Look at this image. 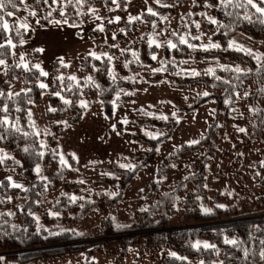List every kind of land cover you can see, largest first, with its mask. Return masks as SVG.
Returning <instances> with one entry per match:
<instances>
[{"label": "rangeland", "instance_id": "1", "mask_svg": "<svg viewBox=\"0 0 264 264\" xmlns=\"http://www.w3.org/2000/svg\"><path fill=\"white\" fill-rule=\"evenodd\" d=\"M31 1L24 0L19 6L23 12L14 13L6 20L16 27L19 22H27L30 25V30L27 32L23 30L20 36L25 43L20 45L18 55L19 57L23 55L29 65L40 64L41 68L49 73L41 81L49 87L54 82L53 78L57 76L77 77L78 60L88 55L89 51H95L97 54L106 52L113 56L115 61L124 53L122 50L129 48L126 44L131 40L125 34L122 39L118 38L117 33L122 29L121 21H129V16H140L141 13L147 12V8L150 7L148 1L154 2V0H147V3L145 0H126L122 9L115 4L105 10L99 6L92 7L97 9L95 15L100 19H95L94 15L88 12L85 19L79 23L57 25L54 23L57 19H51L47 25H44L40 21L41 11L33 6ZM30 11H35L36 16H29ZM192 11V1L185 2L178 7L176 14L165 17L162 28H156L149 37L155 38L158 42L173 40V32L178 34L180 25L178 20L182 18L184 36H199L200 39L194 43L196 45L194 50H203L200 46L209 43V37L216 28L212 30L207 28L206 21L210 16L206 14L198 18L196 23L200 27L196 32L189 31L188 26L192 19L187 13ZM190 15L192 16L193 13ZM117 16L121 18L119 21L108 23ZM97 25H103L104 31H99ZM7 32V39L11 38V30ZM229 40H235L254 52L264 54L262 40L253 39L240 31L233 32L224 44L219 39L214 40L211 37V42L218 43L221 47L210 50L216 52L228 49L237 52L228 47ZM35 50L38 51L37 55L34 53ZM239 52L246 56V61L229 60L226 57L219 59L214 55L192 59L178 68L181 74H178L177 78L190 76L193 70L203 76L209 74L207 72L209 68L213 69L211 74L215 73L216 69L225 70L226 68L220 67L221 65L229 66L227 69L231 70L239 66L247 74H254L257 62L244 52ZM153 55L157 59L147 67L134 62L136 77L134 81L132 80L134 83L132 89L128 91L130 94H127L130 96V101L114 104L110 116L104 113L101 100L93 95L81 98L88 106L83 108L79 121H72L71 116L49 120L45 115L46 110L50 108L48 97L53 94L49 90H45L41 99L29 109L32 113L31 121H34L35 130L40 132L45 146L47 147L49 138L54 135L58 154L64 155L71 170L69 177L40 197L41 209L34 213L39 227H46L51 232L68 229L73 234L81 236L86 234L94 236L99 232L100 221L105 216L99 209L87 213L79 222L69 223L63 220L54 224L55 220H46L44 215L55 216L51 213H58L56 216L60 219L62 213L56 209V203L64 192V184L73 185L70 196H75L79 200L93 197L112 198L119 194L114 208L108 215L115 228L116 225L121 227L130 225L134 220L135 211L143 210V207L154 199L156 193L163 192L166 187L173 188L181 180L174 203L177 210L169 222L170 228L180 225L182 227L185 222L184 214H188L190 204L197 206L202 212L203 208L221 209L217 214L220 220L226 222L230 218H249L250 214H264V122L263 119L261 123H257L256 120L257 109L264 106L262 105L264 91L258 90L254 76L252 80L244 81L238 87L232 101L226 99L225 101L228 102H224L221 109H216L215 103L211 100L206 99L201 102L196 100L197 96H205L204 92H212L210 87L177 86L171 81V75L167 71L163 72L164 75L159 81L147 80L146 78L155 77L156 72L152 70L158 68L162 52ZM61 58L68 67L57 70L53 76L52 62L58 60L60 63ZM115 65L113 62L110 69L116 76ZM249 69L251 71H248ZM262 82L264 84V80ZM21 89V82L14 81L9 87V92L17 93ZM255 91L257 94L252 96ZM128 92L124 91V93ZM245 93L248 95L245 96ZM194 102L196 103L191 107ZM161 116L168 118L160 119ZM125 120L127 123L123 122ZM61 121L66 123H59ZM153 121L157 123L154 124ZM168 121H174L173 125L160 124ZM240 128H244L245 131L240 132L238 130ZM146 133H152L155 138H163L156 148L153 160L150 161H145L144 158V153L149 149L138 139V137L151 138ZM192 140L203 142L204 146L174 161L176 158L172 156L173 152L183 144L192 145L189 144ZM171 159H173L172 163H170ZM199 159L204 163L201 180L198 181L194 175L186 179L192 174L194 163ZM121 164H130L134 166L133 168L138 166L139 169L120 190V174L115 169L131 170L120 167ZM35 175L37 178L45 177L42 167L40 174L35 172ZM8 176H11L15 183L21 184L22 188L28 185V179L18 171L0 169V181ZM45 182L47 186L50 184L48 180ZM9 184L11 185V182ZM223 210L227 213H223ZM229 239L238 241L236 238ZM200 242L204 243V241ZM195 243L196 241L193 244ZM170 253L176 252L172 249L163 250V254L174 257ZM152 255L158 256L160 251L140 254L136 247H132L123 259L114 260L111 255L96 252L91 260L93 264H154ZM175 257H179L177 253ZM81 260H83L82 256H67L55 263L43 264H78ZM200 261L202 260H187V264L195 262L200 264ZM217 263L221 264L223 260L217 258L214 264ZM241 264H247L246 260Z\"/></svg>", "mask_w": 264, "mask_h": 264}, {"label": "trees", "instance_id": "2", "mask_svg": "<svg viewBox=\"0 0 264 264\" xmlns=\"http://www.w3.org/2000/svg\"><path fill=\"white\" fill-rule=\"evenodd\" d=\"M188 1H192L193 11L187 13V16L192 19L188 26L189 31L192 33L197 30V27H195L197 20L201 16H205L201 15V13H205L225 25V27L218 30L216 24H212L208 20L206 21L208 29L212 30L216 28V31L211 35L212 39H219L224 44L233 32L240 31L253 39L262 40L264 45V25L255 22V18L254 22L250 23L243 19L237 20L235 17L227 16L225 14L227 11H239L242 17L243 10L219 8L216 6L218 0H207L212 7H206L205 0H195V2L194 0H161L160 4L148 1L149 6L158 13L157 16L143 12L139 20L131 22L121 21L124 31L118 32L117 36L121 39L125 35L131 38L126 44L129 47L126 49L127 51H124L115 61L112 60L111 62H107L106 58L103 57L101 60H95L88 55L78 60L76 72L79 88L76 90L62 91L60 81L53 82L52 86L47 89H40L38 83L44 77L39 76L38 70L33 69L30 72H26L23 69L15 67L5 70L4 66H0V90L5 93L9 92V87L14 81H20L24 90L22 91L21 89L17 92L20 95L15 97L14 101L8 100L6 96L0 97V106L8 103L12 110L10 113L11 118L19 117L21 127L30 133L33 129L29 124L28 111L35 102L41 99L42 93L45 90H49L51 93L61 91V94L66 99L72 101L71 104L65 105L58 97L51 94L48 97V103L56 111L46 110L45 115L49 120L63 119L71 116L72 121H79L83 110L80 107L79 101L85 96L93 95H96L101 100L104 113L110 116L114 104L130 101V96L124 93V91L128 92L133 87V81L136 77V70L133 67L134 62L147 67L153 64V54L159 52H162V57L159 59L158 68H163L164 70L156 72L154 78L146 79L159 81L164 75L163 72L167 71L171 75V81L177 86L191 87L197 85L212 88V92L209 95L197 96V102L206 99L211 100L215 103L216 109H221L225 100L232 101L238 87L244 81L252 80L253 76L258 90L261 91L264 85L262 82L264 80V70L260 72L255 71L254 74H247L244 71L236 73L234 70L226 68L223 71L216 69L215 73L204 76L184 75L181 79L177 78V75L181 74V70H178V68L189 63L192 59L206 58L211 55L219 59L226 57L229 60L234 59L236 61L246 59V56L239 51L234 52L228 49L216 52L213 50H194L187 47V45L179 44V36H184L182 32L184 26L182 18L178 20V23H180L178 34L172 36V41L178 44L176 49H169L166 45L158 48L155 46L149 47L147 42L148 37L154 33L156 28H162L164 18L171 14H176L178 7ZM31 2L33 6L41 11L42 17L40 21L44 25H47L51 19L63 20L65 18L60 16V8L64 9L68 23H79L85 19L89 7L99 6L105 10L113 5L111 0H88L86 5L79 6L81 15H77V8L67 5L64 0L55 4L52 3V0H48L47 4L43 0L40 3H36V0H32ZM118 3L120 9H122L126 4V0H118ZM20 4V0H16V8H12L9 5L5 12L22 13L23 11L19 7ZM49 12H52L50 17L47 16ZM190 13H193V15L191 16ZM4 18L8 19L9 17L5 15ZM153 22H155L156 27H153ZM22 33V29L19 35L14 30H11V39L17 47L10 49L5 46L3 50H0L4 52V56L0 58L5 59L8 65H14L19 62L20 57L18 52L21 48L19 40ZM7 34L8 32L0 30V44L5 43ZM123 34L125 35L123 36ZM185 37L192 44L198 41L191 39L192 36L187 35ZM132 51L137 53L138 60L132 56ZM34 53L37 55L38 51L35 50ZM113 62L116 64L114 69L117 73L114 81L108 72ZM125 63H128L127 67L122 65ZM65 68L61 66L58 60L53 61V76L57 70ZM175 73L176 77L174 78ZM89 76L93 77L96 84L100 86L99 88L86 82V78ZM28 89H31V91H27ZM254 94H257V91L253 92L252 96ZM29 100H31V103H29ZM262 105H264V102ZM16 108H20L21 111H15ZM224 110H226V107H224ZM256 115L258 118L256 119L257 123H261L262 119V122H264V106L257 109ZM156 123L155 121L154 124ZM173 123L174 121H168L161 122L160 124L173 125ZM54 127H57L56 123ZM138 139L149 149L144 153L145 161L153 160L156 148L163 138L138 137ZM40 140V136L32 135L25 139L20 134H13L6 140L0 141V148H3L5 152L20 161V164L17 165L9 159L5 165H0V169L18 171L28 179V185L25 188H14L6 179L0 181V213L3 214L0 215V264L55 263L67 256H82L83 260L79 261L78 264H93L91 258L96 252L111 255L114 257V260H119L125 258L132 247H136L140 254L160 251V255H152L151 259L154 264H187V260L198 259L204 261V264H214L217 258L223 260L221 264H241L244 260H246L247 264H264V260L260 257L261 251L264 250V243H262L264 242V214H250L249 218H230L226 222L220 220L217 214L221 209L215 208L210 213H205L197 206L190 204L188 214H184L185 222L182 224V227H180L181 225L176 228L168 226L177 210L174 203L182 180L173 188L166 187L163 192H158L156 195L154 193V199L148 202L143 207V210L134 212L132 223L120 228H115L108 217L111 209L115 206L119 194L112 198L93 197L82 200L76 199L75 202H72L70 190L73 188V185L64 184V192L56 203V209L62 213L60 219H57L58 216L56 215H44L46 220H55L54 224L63 220L69 223L79 222L87 213L99 209V211L105 214L104 219L100 221L101 228L99 232L94 236H91L92 234L81 236L73 234L68 229L51 232L46 227H39L34 213L41 209L40 197L45 195L49 190L55 189L62 180L71 174L69 167H64L59 163L55 136L52 135L49 138L47 147L43 149L39 146ZM28 145H32L36 151H44V157L40 158L35 154L25 153L21 150ZM200 146H204V143L181 145L173 152L172 156L176 158L174 161H178L181 156L194 153ZM172 160H170V163H172ZM37 163L42 167L43 173L50 183L48 186L45 180H41L35 175L34 169ZM71 163H74L72 159ZM138 169V166L131 170L115 169L120 174V190L134 177ZM203 173L204 163L199 159V161L194 163L192 174L186 179L194 175L200 181ZM121 196L122 193L120 192ZM9 213L12 214L9 215ZM223 213H227V211L223 210ZM226 238L238 239L239 247L225 243ZM195 241L208 242V244L215 245V248H194L192 245ZM164 249H172L179 257L185 256L184 258L186 259L167 256L163 254ZM245 250H247V256L245 255ZM193 264H197V262Z\"/></svg>", "mask_w": 264, "mask_h": 264}, {"label": "snow or ice", "instance_id": "3", "mask_svg": "<svg viewBox=\"0 0 264 264\" xmlns=\"http://www.w3.org/2000/svg\"><path fill=\"white\" fill-rule=\"evenodd\" d=\"M21 3L24 2V0H20ZM41 0H36V3H40ZM43 2L45 4L48 3V0H43ZM61 2V0H52V3H59ZM64 2L69 5V6H73L77 8V15H81L80 11H79V6L82 5H86L88 3V0H64ZM154 2L156 4H160L161 0H154ZM195 2V0H194ZM112 4H115L117 7H119V3L118 0H111ZM145 3H147V0H145ZM11 5L12 8H16V0H0V30L7 32L10 30H14L18 35L21 32V29L24 30L25 32H27L28 30H30V25L27 22H19L18 27L10 25L9 22L4 18V16H8V17H12L14 15V13L12 11H7L5 12L6 8ZM161 6H167V5H161ZM205 6L206 7H212L211 4H209L207 2V0H205ZM219 8L222 9H228V8H232V9H236V10H243V16H240V12L239 11H227L225 14L229 17H235L237 20L239 19H243L244 21H248L250 23L254 22V18H255V22H258L262 25H264V0H218V4L216 5ZM60 12V16L61 17H65L63 20H55L54 23L59 25V24H67L68 20L66 18V13L64 11L63 8L59 9ZM88 12L92 13L95 17V19H100V17L98 15H95L97 12V9L89 7L88 8ZM147 13L152 15V16H157L158 13L155 12L153 10L152 7H148L147 8ZM29 16H36V12L35 11H30L28 13ZM52 15V12H49L47 14L48 17H50ZM201 15H206L205 13H201ZM45 19H47V17H45ZM121 18L119 16L115 17L114 20H109L108 23H114L119 21ZM129 22L134 21V20H139L140 16H129ZM208 21L212 24H216L218 26V30L219 28H223L225 27V25L220 22L217 19H214L212 17H207ZM37 23H39V20H37ZM70 26H75V25H70ZM153 27H156L155 22H153ZM195 27L199 28L200 25L198 23L195 24ZM97 29L99 31H104L103 25H97ZM120 31H124L123 29H121ZM173 35L175 36L176 33L173 32ZM113 39H115V34H113ZM191 39L194 40H199L200 37L199 36H193L191 37ZM25 43V41L21 38L19 40V44L23 45ZM178 43L182 44V45H187V47L189 48H196V45L192 44L189 42V39H187L185 36L181 35L178 38ZM148 45L149 47L155 46V47H161L163 45H166L169 49H176L178 47L177 43H174L171 39L163 41V42H158L155 38L153 37H149L148 39ZM5 46H7L10 49H14L17 47V45L13 42V40L11 38H8L5 43L0 44V50H3L5 48ZM112 47H117L116 45H112ZM203 50L208 51L210 49H216V48H220L221 45L218 43H214L211 42V37H209V43L207 45H201L200 46ZM228 47L236 50V51H242L244 52L246 55L251 56L256 62H257V72H260L261 70H264V54H261L259 52H254L252 49L250 48H246L243 45L238 44L235 40H229L228 41ZM123 51H127L122 50ZM13 55H15V53H13ZM4 56V52L0 51V57ZM88 56L94 58L95 60H101L102 57L106 58L107 62H111L114 57L109 55L108 53H100L97 54L95 51H89ZM132 56L138 60L139 57L137 55V53L135 51H132ZM152 59L155 60L157 59V57L155 55L152 56ZM130 63V62H128ZM128 63H125V67L128 66ZM182 63H184V61H182ZM60 64L62 67H68L67 64L64 63L63 59H60ZM0 66H4L5 70H8L12 67L18 68V69H23L26 72H30L33 69H36L39 71V76L41 77H47L49 75L48 72L44 71L41 68L40 64H32L29 65L28 62L25 61V58L23 55L20 56L19 62L15 63L14 65H8L6 63V60L3 58H0ZM220 67L222 68H227L229 66H223L221 65ZM163 68H155L152 71L153 72H160L163 71ZM236 73H241L242 70L239 66H236L234 69ZM248 71H251V69H249ZM109 75L112 76L113 81L115 80V75L113 74L112 69H108ZM207 72L209 74H211L213 72V69L209 68L207 70ZM192 76H197L199 75L198 72H196L195 70L191 71L190 73ZM126 79H131V78H126ZM217 79H219V77H217ZM55 81H60L61 82V88L62 91H73L79 88V84L77 82V77L75 75H71L68 77H64L63 75L61 76H57L55 77ZM86 82L90 83L91 85H94L95 87L99 88L100 86L98 84H96V82L94 81L93 77L89 76L86 78ZM38 87L40 89H47L49 87L48 84L44 83V82H39L38 83ZM22 91H24L22 89ZM27 91H31V89H28ZM261 91H264V88L261 89ZM126 94H130V93H126ZM20 95V93H13V92H7L5 93L4 91L0 90V97H7L8 100L14 101L15 97H18ZM53 95H55L56 97H58L65 105H69L72 103L71 100L66 99L62 94L61 91H56L53 93ZM203 95L207 96L209 95V93L204 92ZM245 96L248 95V93L244 94ZM226 103L228 101H225ZM29 103H31V100H29ZM80 107L81 108H87V102L84 100H80L79 102ZM49 111H56V109L54 108H49ZM11 109L8 105V103H4L2 106H0V141H4L6 140L10 135L13 134H20L22 136V138H28L29 136L35 135L37 137L40 136V132L35 130V123L34 121H31V117H32V113L29 110L28 111V118L30 121V126L32 127L33 131L30 133L28 131H25L21 125H20V118L16 117V118H11L10 113H11ZM15 111L19 112L21 111L20 108H16ZM148 115H152L151 113H147ZM175 115V114H173ZM168 117L166 116H161L160 119H167ZM124 123H127V121H123ZM59 123H66L64 121H61ZM113 129H115V125H113ZM240 132H244L245 129L244 128H240L238 129ZM147 135H149L151 138L155 139V137L152 135V133H146ZM199 143V141L196 140H192L189 141V144H197ZM39 146L41 149L45 148V143L43 140L39 141ZM23 152L25 153H31V154H35L40 158H43L45 155L44 151H36L35 148L32 145H28L25 146L21 149ZM59 155V163L64 166V167H70V165L68 164V161L65 159L63 154H58ZM73 158L75 159V156L73 154ZM11 159L13 161L14 164H20L19 160H16L15 157L11 156L9 153L5 152L3 148H0V165H5L6 161ZM120 167L122 168H126V169H132L134 166L130 165V164H121ZM174 167V165H173ZM34 171L39 175L41 172V167L40 165L37 163L35 165V169ZM41 180H47V177L44 176H40L39 177ZM6 179L11 182V186L14 188H22L23 186L21 184L15 183L12 179L11 176L6 177ZM72 200V202H75L77 197L73 196L70 198ZM217 207H223V205H217ZM212 211L211 208H203V212L205 213H210ZM12 213H9V215H11ZM52 215H58V213H51ZM0 215H3L2 213H0ZM117 227H121L120 225H116ZM225 243L227 244H231L234 246L239 247V242L237 240L234 239H225ZM264 243V242H262ZM192 247L194 248H200L203 247L205 249H209L215 248V245L212 244H208L207 242H204L203 244H201V242L197 241L195 244L192 245ZM171 256H176V253H170ZM245 255L247 256V250H245ZM260 257L262 260H264V250L261 251L260 253ZM179 259H186L184 257H179ZM200 264H204V261H200Z\"/></svg>", "mask_w": 264, "mask_h": 264}]
</instances>
